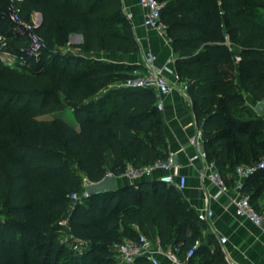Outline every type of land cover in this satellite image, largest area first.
I'll return each instance as SVG.
<instances>
[{
  "label": "trees",
  "instance_id": "trees-1",
  "mask_svg": "<svg viewBox=\"0 0 264 264\" xmlns=\"http://www.w3.org/2000/svg\"><path fill=\"white\" fill-rule=\"evenodd\" d=\"M160 1L210 160L224 177L227 167L261 162L264 118L247 110L242 88L264 99V0ZM12 3L24 18L42 14L36 30L56 49L46 46L41 61L30 65L5 62L0 53V264H116L113 243L141 233L164 247L180 246L183 260L197 245L190 264H228L216 235L179 189L157 179L91 195L69 210L84 177L98 182L120 176L128 163L168 158L164 119L152 90L113 88L99 96L142 67L62 50L137 52L122 0H0L4 49L20 54L29 38L13 33ZM71 33L82 34L83 43L68 45ZM66 104L77 124L64 117ZM243 189L253 204L264 192V168ZM66 229L69 242L60 239ZM78 237L88 244L82 253L70 245Z\"/></svg>",
  "mask_w": 264,
  "mask_h": 264
},
{
  "label": "crops",
  "instance_id": "crops-1",
  "mask_svg": "<svg viewBox=\"0 0 264 264\" xmlns=\"http://www.w3.org/2000/svg\"><path fill=\"white\" fill-rule=\"evenodd\" d=\"M122 4L124 15L128 18L132 26L133 36L139 45L137 52H86L80 47L71 46L63 48V52H74V54L87 59L103 60L121 65H138L143 68L145 55L151 50L157 55L159 64L167 63L177 70V54L169 35L160 34L156 29L148 28L144 25L145 9L140 5L139 0H122ZM32 17H35L40 23L42 22L41 13L36 12ZM83 41L84 37L82 34L71 33L68 45L81 44ZM239 57L237 56V61L240 60ZM234 67L235 72H237L238 63ZM236 82L242 87L239 74L236 76ZM242 94L247 110L262 115L264 118V113L259 114L256 110L258 100L243 88ZM163 103L164 109L160 112L164 119L168 152L176 153V159L188 179L187 187L179 190L182 197L198 213L202 208H211L213 216L208 221H204V223L207 230L216 235L219 247L228 264H264V230L256 226L251 220L238 215L235 204V199L241 195H251L247 194L243 189L246 180L240 183L235 169L227 167L224 173L230 190L227 194L216 197L217 188L209 182H204L200 176L203 170L202 162L198 159L190 160L195 149L188 142L189 138L201 128L190 94L174 90L164 97ZM67 106L65 110L69 109V113L73 116V120H69L77 124L73 106L71 104H67ZM262 160H264V157H262ZM155 177H157V174L144 181L156 180ZM116 184L117 188H119L127 184L132 185L133 182L120 175L116 176ZM255 185V182H251L248 185V189L254 188ZM253 204L258 210H264V192L253 198ZM220 236H226L228 241L220 243ZM161 262L162 264H169L165 257L161 258Z\"/></svg>",
  "mask_w": 264,
  "mask_h": 264
},
{
  "label": "built area",
  "instance_id": "built-area-1",
  "mask_svg": "<svg viewBox=\"0 0 264 264\" xmlns=\"http://www.w3.org/2000/svg\"><path fill=\"white\" fill-rule=\"evenodd\" d=\"M140 5L145 9L144 25L148 28L156 29L160 34H167V26L162 21V11L166 6V2L160 0H139ZM10 21L13 25L14 34H25L29 38L28 47L20 54L6 51L4 46L7 44L6 36L0 34V53L1 58L5 62H18L22 65H30L31 62H40L43 57L46 43L44 38L37 32L36 28L40 22L32 17L31 20L24 18L20 14V9L11 4L9 9ZM226 43L231 46L228 37ZM239 59H241L239 57ZM110 87L113 88H133V89H149L157 95V107L160 111L164 109L163 99L174 90L180 92H188V83L182 81L177 70L169 66L167 63L159 64L157 55L153 51H148L145 55L143 69H135L133 75L116 81ZM195 149L194 154L190 157L191 161L200 160L203 170L200 176L204 182H209L217 188L216 197L227 194L230 187L224 175L217 168L214 161L210 160L208 152L205 148V140L202 129L189 138L188 141ZM264 168V160L257 163H243L236 167L237 179L243 183L251 175ZM159 173V174H158ZM157 174V180L168 185H174L179 190L187 187V175L182 172L181 165L176 159V153H170L166 159H158L152 164L142 167H136L132 163H128L125 171L121 176L130 179L133 184L138 187L141 181L146 180ZM94 182L87 177L83 178V189L71 195L73 203H83L91 194L87 190V186ZM238 215L251 220L256 226L264 230V210H258L251 202L248 195H241L235 199ZM199 219L208 221L213 216V211L209 207L199 210ZM67 219L60 222L66 225ZM228 238L220 236V243H226ZM87 242H76L73 245L75 250L84 252ZM196 246L188 250L186 258L183 260L179 256L180 246L164 247L159 240H155L141 233L135 239H125L116 241L112 245V250L116 258V264H134L138 258H145L151 264H162L161 258L165 257L169 264H190L189 260L196 252Z\"/></svg>",
  "mask_w": 264,
  "mask_h": 264
},
{
  "label": "water",
  "instance_id": "water-1",
  "mask_svg": "<svg viewBox=\"0 0 264 264\" xmlns=\"http://www.w3.org/2000/svg\"><path fill=\"white\" fill-rule=\"evenodd\" d=\"M45 43L51 50L56 49V45L53 42L45 40ZM256 110L259 114L264 113V99L258 100ZM87 190L91 195L115 192L117 190L116 175L109 173L102 180L88 185Z\"/></svg>",
  "mask_w": 264,
  "mask_h": 264
},
{
  "label": "rangeland",
  "instance_id": "rangeland-1",
  "mask_svg": "<svg viewBox=\"0 0 264 264\" xmlns=\"http://www.w3.org/2000/svg\"><path fill=\"white\" fill-rule=\"evenodd\" d=\"M50 57H51V56H49V55L46 56V58L48 59V61L51 59ZM111 89H113V87H110L109 89L102 91V92L99 94V96H103V95L107 94V92H109ZM65 106L68 107L67 104H66ZM68 110H69V109H66V110L64 111L63 115H64V117L67 118L68 120H69V119L73 120V116L69 113ZM106 160H107V162H108V159H106ZM72 206H73V201H71V203H70V207H69V210H70V211H71ZM3 218H4V215H3L2 213H0V220H2ZM69 238H70V234H69V232H67V229H66L65 231H63L62 234H60V239H61L62 241H64V242H69ZM84 241H85L84 239L78 237L75 241H71V242H70V245H73L74 242L76 243V242H84ZM75 243H74V244H75Z\"/></svg>",
  "mask_w": 264,
  "mask_h": 264
}]
</instances>
